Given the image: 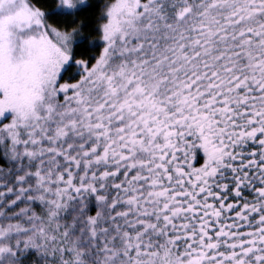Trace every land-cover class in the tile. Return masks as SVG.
<instances>
[{
    "label": "snow or ice",
    "instance_id": "snow-or-ice-1",
    "mask_svg": "<svg viewBox=\"0 0 264 264\" xmlns=\"http://www.w3.org/2000/svg\"><path fill=\"white\" fill-rule=\"evenodd\" d=\"M0 264H264V0H0Z\"/></svg>",
    "mask_w": 264,
    "mask_h": 264
}]
</instances>
